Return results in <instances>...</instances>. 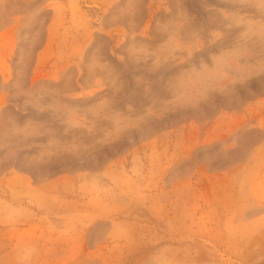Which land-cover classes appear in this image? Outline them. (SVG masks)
Segmentation results:
<instances>
[{"label": "rangeland", "instance_id": "374dc122", "mask_svg": "<svg viewBox=\"0 0 264 264\" xmlns=\"http://www.w3.org/2000/svg\"><path fill=\"white\" fill-rule=\"evenodd\" d=\"M0 264H264V0H0Z\"/></svg>", "mask_w": 264, "mask_h": 264}]
</instances>
